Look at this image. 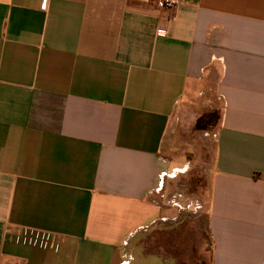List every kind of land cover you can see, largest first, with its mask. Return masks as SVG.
Masks as SVG:
<instances>
[{
  "label": "crops",
  "instance_id": "0c3cea01",
  "mask_svg": "<svg viewBox=\"0 0 264 264\" xmlns=\"http://www.w3.org/2000/svg\"><path fill=\"white\" fill-rule=\"evenodd\" d=\"M208 96L195 252L166 149ZM204 260L264 264V0H0V264Z\"/></svg>",
  "mask_w": 264,
  "mask_h": 264
},
{
  "label": "rangeland",
  "instance_id": "374dc122",
  "mask_svg": "<svg viewBox=\"0 0 264 264\" xmlns=\"http://www.w3.org/2000/svg\"><path fill=\"white\" fill-rule=\"evenodd\" d=\"M208 97L210 98V106L208 105V108H197L196 113L193 114L190 112L184 119L182 130L178 129L173 144L166 149V154L175 158V161L178 160L180 164V170L175 173V177L172 179L174 182L172 190L175 195H180V197L176 195L177 198H180L177 202L183 208H187L186 205H188L191 209H194L195 214L187 217L186 223L188 227H192L195 231L192 249L195 252L196 250L199 251L195 233L201 234L202 246L206 245V236L203 235L204 217L201 216L204 215L203 203H201L202 201L200 202L202 209L198 210L196 199L199 195H202L204 199L206 197L208 175L212 166V134L215 115L218 113L217 104L216 106L213 105V98L211 96ZM196 125L201 129H196ZM196 236L200 238L199 235ZM184 254V259L191 258V255L187 252H184ZM198 255L200 256V254ZM199 260L201 259L198 258L197 261ZM204 264H207V261L204 260Z\"/></svg>",
  "mask_w": 264,
  "mask_h": 264
},
{
  "label": "built area",
  "instance_id": "2783aa9c",
  "mask_svg": "<svg viewBox=\"0 0 264 264\" xmlns=\"http://www.w3.org/2000/svg\"><path fill=\"white\" fill-rule=\"evenodd\" d=\"M156 9H173L180 0H152ZM35 236V231L31 229H23L21 231L20 239L24 242L30 243L33 241V237Z\"/></svg>",
  "mask_w": 264,
  "mask_h": 264
},
{
  "label": "water",
  "instance_id": "95a60500",
  "mask_svg": "<svg viewBox=\"0 0 264 264\" xmlns=\"http://www.w3.org/2000/svg\"><path fill=\"white\" fill-rule=\"evenodd\" d=\"M196 129H198V130H199V129H201V128H200L198 125H196Z\"/></svg>",
  "mask_w": 264,
  "mask_h": 264
}]
</instances>
